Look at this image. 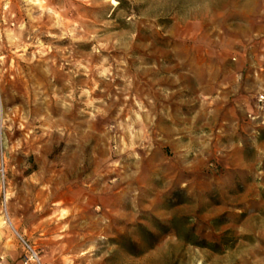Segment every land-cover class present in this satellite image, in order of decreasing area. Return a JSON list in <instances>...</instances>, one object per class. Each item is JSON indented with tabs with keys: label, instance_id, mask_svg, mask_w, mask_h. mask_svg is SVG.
<instances>
[{
	"label": "rangeland",
	"instance_id": "374dc122",
	"mask_svg": "<svg viewBox=\"0 0 264 264\" xmlns=\"http://www.w3.org/2000/svg\"><path fill=\"white\" fill-rule=\"evenodd\" d=\"M0 264H264V0H0Z\"/></svg>",
	"mask_w": 264,
	"mask_h": 264
},
{
	"label": "built area",
	"instance_id": "2783aa9c",
	"mask_svg": "<svg viewBox=\"0 0 264 264\" xmlns=\"http://www.w3.org/2000/svg\"><path fill=\"white\" fill-rule=\"evenodd\" d=\"M28 248V259L30 260V261H33V262H36V260H37V255L29 248V247H27Z\"/></svg>",
	"mask_w": 264,
	"mask_h": 264
},
{
	"label": "bare ground",
	"instance_id": "6f19581e",
	"mask_svg": "<svg viewBox=\"0 0 264 264\" xmlns=\"http://www.w3.org/2000/svg\"><path fill=\"white\" fill-rule=\"evenodd\" d=\"M46 15H47V14H46ZM48 15H49V14H48ZM49 16H50V15H49ZM45 17H46V16H45ZM50 19H51V17H50ZM50 19H49V20H50ZM50 22H51V21H50Z\"/></svg>",
	"mask_w": 264,
	"mask_h": 264
}]
</instances>
